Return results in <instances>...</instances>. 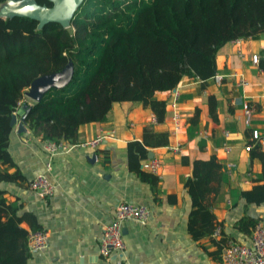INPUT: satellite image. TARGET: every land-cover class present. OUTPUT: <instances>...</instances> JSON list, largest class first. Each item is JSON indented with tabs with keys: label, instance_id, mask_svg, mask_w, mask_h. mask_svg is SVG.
Here are the masks:
<instances>
[{
	"label": "crops",
	"instance_id": "1",
	"mask_svg": "<svg viewBox=\"0 0 264 264\" xmlns=\"http://www.w3.org/2000/svg\"><path fill=\"white\" fill-rule=\"evenodd\" d=\"M253 55L264 58V33L256 39L229 41L217 50L215 75L222 76L220 83L213 77L206 81L184 78L173 90L157 91L156 98L166 102L162 122L141 103L114 102L104 120L79 127L76 140L65 142L66 147L52 156L50 170L45 168L47 154L40 137L27 123L25 132L13 126L8 151L15 165L1 168L18 172L23 180L0 181V191L9 202L18 199L23 205L18 213H31L48 233L46 248L33 253L27 264H221L218 246L209 236L193 239L187 225L192 207L184 183L192 173L193 160L211 156L218 159L226 176L209 196L210 211L222 223L223 236L216 240L248 242L251 229L241 231L236 223L248 216L264 226V200L248 203L232 191L250 190L261 172L258 158L245 149L251 130H264V69L259 60L253 63ZM241 80L246 81L244 86ZM25 92L20 106L33 105L35 101ZM209 96L217 102V121L209 114ZM244 102L254 108L249 126ZM197 111L198 122L189 133V118ZM145 126L168 132L169 142L146 147L152 157L147 154L137 160L130 157L127 145L142 142ZM97 135L105 137L96 148L84 145ZM261 149L264 152V145ZM150 158L160 162L158 173H152L158 178L153 185L136 170L139 161V168L148 172L142 164ZM39 173L56 184L52 196L41 197L27 187ZM119 202L144 204L150 215L144 225L122 222L125 248L104 258L99 255V237ZM20 226L31 229L27 221Z\"/></svg>",
	"mask_w": 264,
	"mask_h": 264
},
{
	"label": "trees",
	"instance_id": "2",
	"mask_svg": "<svg viewBox=\"0 0 264 264\" xmlns=\"http://www.w3.org/2000/svg\"><path fill=\"white\" fill-rule=\"evenodd\" d=\"M6 1L0 0V5ZM35 1L51 5L47 0ZM263 33L264 0H84L68 28L55 22L38 28V22L28 17H0V181L23 180L18 172L11 174L1 167L15 165L8 151L11 116L37 77L59 72L72 62L70 82L45 93L28 109L25 122L41 141L74 142L79 127L104 120L114 102L141 103L162 122L166 102L156 98L157 91L173 90L184 78L208 80L216 73V52L222 45ZM259 66L264 69V58ZM216 108V99L209 96L214 121ZM198 119V111L189 118V133ZM168 142V132L145 126L142 142H129L128 154L145 159L146 147ZM249 152L260 161L261 172L250 190L232 192L248 203H260L264 152L258 143ZM221 168L215 156L193 160L184 183L192 207L188 232L193 239L209 236L219 254L226 238L213 236L216 226L221 227L219 236L223 230L210 211L209 196L226 180ZM136 170L143 181L152 185L158 181L139 168V161ZM22 206L18 199L7 201L0 191V264H27L32 255L29 231L41 227L31 213H18ZM22 221L28 222L29 231L20 226ZM256 223L244 216L236 225L249 231Z\"/></svg>",
	"mask_w": 264,
	"mask_h": 264
},
{
	"label": "built area",
	"instance_id": "3",
	"mask_svg": "<svg viewBox=\"0 0 264 264\" xmlns=\"http://www.w3.org/2000/svg\"><path fill=\"white\" fill-rule=\"evenodd\" d=\"M258 56L253 55V63H257ZM214 80L220 83L222 76L214 75ZM241 86L246 84L245 80L239 83ZM177 92H174V96ZM175 107V104H172ZM243 111L246 125L251 124L254 115L253 106L244 102ZM176 112L174 118L177 119ZM104 135H97L93 139L84 143L85 146L96 148ZM250 142L246 144L245 149L249 151L255 144L264 145V130L252 129L250 132ZM43 149L47 154L46 170L51 169V158L58 150L64 149L66 143L42 141ZM223 148L227 149V144H223ZM142 168L153 174L158 173L160 162L156 158H150L142 164ZM27 187L37 193L41 197H50L53 195L56 184L45 173H39L27 182ZM150 215V209L144 204H133L129 202H119L113 208L112 220L104 225L99 237V255L109 258L114 254H121L125 248L122 235V222L127 220L135 221L141 225L147 223ZM221 227L216 226L213 233L214 237L219 236ZM48 244V233L44 229L29 231L27 245L30 253L43 250ZM221 264H264V226L257 222L251 230L248 242L227 241L220 250Z\"/></svg>",
	"mask_w": 264,
	"mask_h": 264
},
{
	"label": "water",
	"instance_id": "4",
	"mask_svg": "<svg viewBox=\"0 0 264 264\" xmlns=\"http://www.w3.org/2000/svg\"><path fill=\"white\" fill-rule=\"evenodd\" d=\"M51 5H42L35 0H7L0 5V17L22 16L38 22V28L46 23L55 22L63 28L70 27L77 8L84 0H47ZM63 74V75H61ZM73 74V64L69 61L59 72L43 75L34 79L25 95L33 101H39L50 89L63 88L67 85ZM61 75V77H59ZM32 105L23 104L11 116V125L17 124L19 132H25V116ZM18 120V121H17ZM152 157V153H148Z\"/></svg>",
	"mask_w": 264,
	"mask_h": 264
},
{
	"label": "rangeland",
	"instance_id": "5",
	"mask_svg": "<svg viewBox=\"0 0 264 264\" xmlns=\"http://www.w3.org/2000/svg\"><path fill=\"white\" fill-rule=\"evenodd\" d=\"M82 3H83V2H82ZM79 7H80V6H79ZM79 7H78V8H79ZM78 8H77V9H78ZM75 12H76V11H75ZM258 60H259V57H258V59H257V62H258ZM61 75H63V74H61ZM61 75H59V77H61ZM27 89H28V88H26V90H27ZM26 90H25V91H26Z\"/></svg>",
	"mask_w": 264,
	"mask_h": 264
}]
</instances>
